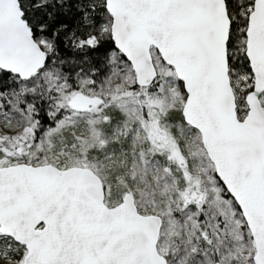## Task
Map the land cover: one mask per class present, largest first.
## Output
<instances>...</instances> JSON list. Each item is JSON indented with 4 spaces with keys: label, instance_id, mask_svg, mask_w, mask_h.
<instances>
[{
    "label": "snow or ice",
    "instance_id": "6c2138e0",
    "mask_svg": "<svg viewBox=\"0 0 264 264\" xmlns=\"http://www.w3.org/2000/svg\"><path fill=\"white\" fill-rule=\"evenodd\" d=\"M0 264H264V0H0Z\"/></svg>",
    "mask_w": 264,
    "mask_h": 264
}]
</instances>
